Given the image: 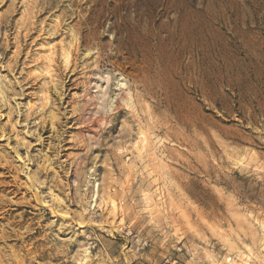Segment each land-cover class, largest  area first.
Here are the masks:
<instances>
[{"label": "rangeland", "instance_id": "1", "mask_svg": "<svg viewBox=\"0 0 264 264\" xmlns=\"http://www.w3.org/2000/svg\"><path fill=\"white\" fill-rule=\"evenodd\" d=\"M0 154V264H264V0H0Z\"/></svg>", "mask_w": 264, "mask_h": 264}, {"label": "bare ground", "instance_id": "2", "mask_svg": "<svg viewBox=\"0 0 264 264\" xmlns=\"http://www.w3.org/2000/svg\"><path fill=\"white\" fill-rule=\"evenodd\" d=\"M14 150H16V149H14ZM17 151H15V152H17ZM17 158H18V160L22 161V158L21 157L17 156ZM10 167H11V162H10V160H8V157L5 154H0V168L3 169L7 174L10 175L11 172H12V170L10 169ZM43 170H44V167H42V175L45 174V171L43 172ZM10 176L12 178L14 177L13 175H10ZM13 182H15L14 178H13ZM3 191H5V190H3ZM6 193H12V191L9 190ZM4 206H11V208H12V206L18 207L19 205L18 204H15V203H12L11 201H9V200L3 198L2 196H0V208H2ZM12 210L13 209H11V211ZM2 212H4L5 214H8V215L10 214L9 213V210H7V209H5ZM23 214H24V212H23ZM82 254H83V258H87L89 256V251H88V248L87 247H84L83 248Z\"/></svg>", "mask_w": 264, "mask_h": 264}]
</instances>
